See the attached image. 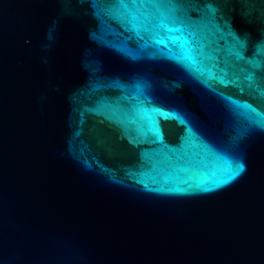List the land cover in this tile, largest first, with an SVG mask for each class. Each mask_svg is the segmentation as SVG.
<instances>
[{"label": "water", "instance_id": "1", "mask_svg": "<svg viewBox=\"0 0 264 264\" xmlns=\"http://www.w3.org/2000/svg\"><path fill=\"white\" fill-rule=\"evenodd\" d=\"M0 264H264V0H0Z\"/></svg>", "mask_w": 264, "mask_h": 264}, {"label": "snow or ice", "instance_id": "2", "mask_svg": "<svg viewBox=\"0 0 264 264\" xmlns=\"http://www.w3.org/2000/svg\"><path fill=\"white\" fill-rule=\"evenodd\" d=\"M182 23V22H181ZM177 30H182V29H177Z\"/></svg>", "mask_w": 264, "mask_h": 264}]
</instances>
